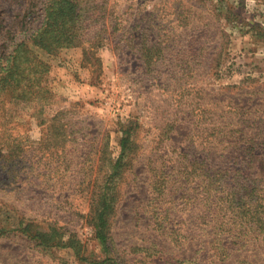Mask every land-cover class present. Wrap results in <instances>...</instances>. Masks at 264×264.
<instances>
[{"label": "rangeland", "instance_id": "obj_1", "mask_svg": "<svg viewBox=\"0 0 264 264\" xmlns=\"http://www.w3.org/2000/svg\"><path fill=\"white\" fill-rule=\"evenodd\" d=\"M76 1L78 38L48 51L30 38L45 0H0V63L22 43L42 87L20 99L0 83V264H264L263 237L213 240L200 216L216 207L233 218L249 199L252 153L264 198V150L242 141L264 130V0ZM130 125L105 254L88 215ZM229 154L241 172L208 179H228L224 210L200 159L211 175ZM17 219L73 234L90 261L36 245L12 230Z\"/></svg>", "mask_w": 264, "mask_h": 264}, {"label": "trees", "instance_id": "obj_2", "mask_svg": "<svg viewBox=\"0 0 264 264\" xmlns=\"http://www.w3.org/2000/svg\"><path fill=\"white\" fill-rule=\"evenodd\" d=\"M77 7L78 3L76 0H45L44 5L42 6L44 10L43 20L34 33L30 35L33 43L38 47L52 51L53 48L47 46L51 41L57 43L58 45H63L66 44V42H71L77 39L79 29V27L77 28V18L79 15ZM22 46V43L17 44L16 49L18 52ZM17 51L14 49L8 52L5 62L0 63V83L7 91L13 93V97L23 99L24 97L33 94L27 93L28 91L33 89L34 92L36 89H41L42 87L38 86L39 77L30 75L31 66L29 67L21 63ZM40 65L42 66V64ZM35 85H37V87H35ZM10 95L12 96V94ZM242 119L248 126L249 124L257 125L260 122L261 117L258 115V112H254V114H246V116ZM249 130L250 129H248V131ZM210 131L215 132L216 130L211 128ZM219 131L223 132L222 135L225 136V138L229 137L231 140H235L237 138L233 137V132L235 133L236 131H233L232 134L226 133L222 128H219ZM237 131H240L241 133L242 130L239 129ZM63 132L64 131H62V136L64 137ZM132 132L133 128L131 125L122 126L121 138L119 142L120 153L117 159L112 163L110 171L104 175L101 189L99 193H97L91 212H89L88 215L90 217L89 223L93 228V235L105 254H107L110 250L108 244L110 239L109 221L110 217L114 213L115 203L117 201V179L121 176L122 169L125 165V158L130 147L129 143ZM242 135V141L248 142L259 150H264L263 129H259L253 133H248L246 131V133L244 134L243 132ZM59 137H61V134L57 135V141ZM219 143L221 144L223 142L219 141ZM240 156H242V154ZM250 156H248L247 159L246 157L242 158V160L247 163V167H249V170H247L249 171V174L242 176L244 183L240 185L241 189L246 190L249 195V199L244 200L239 204L236 212H234L233 218H229L226 212L222 213L220 212L221 209L216 207L212 210V212H210L209 209L208 212L205 213L203 210L200 214V216L208 218L209 221L207 223L212 227L211 233L215 236L213 240H217V236H219L220 239H224V237L237 239L239 243L243 242L242 244H244L245 239L246 241H250L251 239H261V237H263L264 242L263 186H260V179H258L257 176L251 175V168L253 167L256 169L258 167L255 164L257 161L255 154L252 153ZM233 158L235 157L229 154V156L225 157L224 160L221 161V165L216 166L212 164L214 170L211 175L209 174V170L211 168L207 167L204 159H200V181L205 183L204 187H209V185L214 186L212 192V197H214L213 201L227 200L223 192V187L228 185V179L224 177L223 180H219L218 182L215 180L213 183H211L208 179L209 177H213L214 171L222 172L224 174L232 171V176L241 172V169L233 168L231 164L227 163L229 159L230 162ZM203 179L207 181L203 182ZM228 206L229 203L226 201L224 210H228ZM14 229H17L19 232L26 235L27 238L32 240L38 246L43 248L69 247L73 250L75 256L79 260L90 261L84 254L85 249L82 242L75 238L73 234H69L66 237L63 233L55 229L41 227L37 224H33L32 222H25L21 219H17V225L12 228V230ZM8 230V228H0V235L7 233ZM224 254H226V252H224ZM110 259L111 258L106 255L105 258L98 261V263H108Z\"/></svg>", "mask_w": 264, "mask_h": 264}]
</instances>
